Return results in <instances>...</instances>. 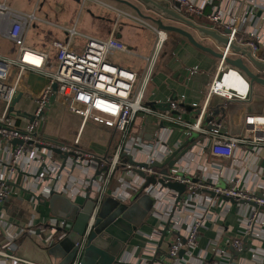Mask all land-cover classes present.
<instances>
[{
    "label": "crops",
    "instance_id": "crops-1",
    "mask_svg": "<svg viewBox=\"0 0 264 264\" xmlns=\"http://www.w3.org/2000/svg\"><path fill=\"white\" fill-rule=\"evenodd\" d=\"M62 1L0 0V3L6 2L14 10L35 16L27 26L26 44L33 49L49 53L53 64H55L56 55L53 42L55 40H68L70 29L75 28L79 32L75 39L76 47L80 49L84 47L85 35L106 38L115 34L131 47L143 45L148 52L140 55L137 54L138 51L134 52L137 56L139 55V59L145 61L146 65L144 56H149L152 53L153 41H143L138 36L132 37V33L128 35V32L123 30V26L120 24L122 17L136 14L133 8L124 9L121 5H125V3L117 0H110L111 4L105 3L106 0H95L97 5L100 3L102 6L111 7L116 14L115 17L108 16L106 18L88 10L92 17L103 20L105 18L108 22L106 26L108 34L102 37L91 34L86 26L83 28L76 26L73 22V16L67 11L72 9L71 4ZM207 1L209 0H195L199 6L205 7V11L201 15L181 13L195 20L198 24L212 27L213 24L206 13L212 11L214 7H220L224 10L225 22L231 23L233 21L238 0H213L210 4H207ZM139 6L144 14H153L152 11L146 10L143 5L139 4ZM263 6L253 8V13L249 14L247 21L244 22L247 31L245 32L243 29V32L247 38L251 36L250 33H255L254 39L259 43L257 55L264 58V42L261 41L264 40ZM12 18L13 15L11 14L0 18V40L3 39L10 44L8 47L1 44L0 54L17 58V46L8 36ZM147 20L151 22L147 23L153 29L154 25L157 27L156 23ZM165 23L186 28L194 34L198 41L215 46L212 40L202 37L199 32L185 24L173 20H165ZM213 27L224 29L221 25ZM172 34V43H167L171 45L170 50L163 48L156 62L145 95V104L152 102V108L165 111L169 109L166 106L169 105V99L177 97L181 99V115L186 122L193 124L201 120V126L207 131L219 122L222 124L221 132L223 134L242 135L247 126V117L264 110V86L256 83L253 84V87L250 85L246 99L235 96L228 98L210 95L209 89L214 79L219 78L223 70L232 66L229 64L222 65L219 58L196 47L186 37L176 32H172ZM122 54L124 52H116L110 56V59L115 63L130 67L138 73L143 72L144 65L139 66L138 63L135 64L134 62L125 63L120 59ZM227 71L229 72L222 82L224 88L228 91L236 89L240 93L246 94L249 89L247 88L250 83L249 79L246 80L244 74L235 68H229ZM18 77V90L12 102V109L24 117L27 116L26 118L23 117L25 120H30L31 117H37L36 111L41 107L39 133L42 136L60 139L71 144L79 136V142L73 144V148H77L84 155L90 154L91 157L95 155L102 158L111 156L121 143V134L116 130L93 122H88L82 127L80 118L71 114L65 106L60 103L50 104L49 98L47 100L43 96L49 83L47 75L29 69L20 73L17 66H12L9 71V80L15 83ZM42 101H45V104L42 105ZM193 103H197V106H194ZM54 105H57V114L54 116L55 121L50 122L49 111ZM4 107V102L0 100V113L3 112ZM203 109L205 112L201 119L200 114ZM130 135L138 138V143L128 142L129 152L134 155L136 160H147L148 154L154 155L156 160H163L169 152L180 146L188 138H193L197 142L180 169L195 179L196 186L201 185V192L196 199V206L188 209L183 206L184 204H181L174 219L186 227L196 218H203L204 223L200 230L199 246L194 250L192 258L189 255H184V259L181 258L177 261L170 258L169 243L164 244L161 247L163 253H158L159 262L157 264H202L212 258L220 260V264H264V211L256 210L248 204L227 201L224 195L213 190L215 188L225 190L236 187L248 191L250 194L256 192L264 194V145H257L254 148V145L250 143H242L233 157L215 156L210 150L211 135L209 133L191 130L190 135H187L180 125L167 121L160 122L156 116L144 113H139L136 116L131 126ZM47 153L51 154L50 152ZM124 154L126 153L122 154V160L129 162ZM43 156H48L45 151ZM30 158L27 156L25 160ZM97 166V162H94L93 166L90 167L85 161L83 167L73 170L72 176L68 180L66 176H62V180H59L56 185V190L74 202L84 203V194L88 191L90 179L98 170ZM7 167L0 165V173L7 179L9 185L17 190L6 198L0 207V264H73V260L70 261L67 256H63L65 251L59 245L65 241L67 236L62 237L60 231L52 225L51 221L54 217H65L66 215L62 209H58V205L52 207L47 200V193L44 191L46 189L49 192L48 189L54 180L50 181L48 178L45 181L46 178L37 177L39 170L37 163L29 167L28 173L21 170L18 174L16 172L13 174L9 172ZM122 175L127 180L124 185L120 180ZM66 180L68 181V188L64 189L63 184ZM135 182L143 183L147 188L140 193L137 199L130 200L139 191L132 188V184ZM96 185L94 183V187ZM121 187L128 192L121 197L123 199L120 201L124 203H137L144 198L145 193L151 199L150 210L144 209L143 212L140 210L136 214L140 217L139 223L128 222L127 220L120 221L122 227L128 232L132 231L128 233L126 258L122 262L124 264H139L138 262L141 260L147 259V264H151L150 261H152L153 256L150 252L158 250L161 230L170 218L175 206L176 194L161 184L146 185L145 179L138 173L126 174L122 165L118 166L112 173L107 197L113 196V192ZM41 195L44 197L38 199V196ZM107 197L102 203H106ZM254 211H257L258 221L252 229L257 239H253L252 249L235 256L234 252L230 250L232 247L231 240L237 238L245 240L246 236L251 233L252 230H250L247 222ZM53 233V242H47L46 240ZM166 239L171 242L177 237L168 234ZM220 249L233 253V258L231 257L230 260L227 256L219 258L215 250Z\"/></svg>",
    "mask_w": 264,
    "mask_h": 264
},
{
    "label": "built area",
    "instance_id": "built-area-1",
    "mask_svg": "<svg viewBox=\"0 0 264 264\" xmlns=\"http://www.w3.org/2000/svg\"><path fill=\"white\" fill-rule=\"evenodd\" d=\"M175 2L179 3L180 6L176 7L174 5ZM212 2L213 0H209L207 4ZM263 2L264 0H238L234 19L231 23L225 22L224 10L220 7H214V9L207 12L206 15L213 24L212 27L221 25L223 28L230 29L232 31V37H234L237 42L240 44H250L257 54L259 43L254 39L255 33H250L251 36L247 39L244 36L247 31L244 27V22L247 21V16L253 13V8L264 5ZM172 5L179 12H184L187 15H201L205 11V7L199 6L195 0H172ZM8 14L13 15L12 24L8 30V36L17 46L18 57L10 58L0 54V100L5 104L3 112L0 113V165L8 166L7 168L10 173L12 172L14 174L16 172L18 174L21 170L24 173H28L29 167L37 163L39 167L37 177L46 178L45 181L48 178L50 181H53L57 175V170H59L60 160L52 150L47 148V146L58 147L63 151H70L73 149L84 157L92 156L90 154L84 155L77 148H73V144H78L79 136L72 141L73 144L60 139H50L42 136L39 133V126L41 125L39 113L41 112V107L36 111L37 117H31L30 120H25L24 118L27 116L24 117V115L13 111L12 102L18 90L19 77L15 83L9 80V71L12 66H17L20 73L29 69L37 70L47 75L49 83L43 96L47 98V100L49 98L50 104L60 103L65 106L71 114L78 116L82 127L88 122H93L116 130L122 137L121 143L111 156H105L100 164L97 163V169H101L104 166H108V169L98 174L94 180V183L97 185L96 187L93 186L90 195L95 200L96 205L90 215L84 235L76 242V246L80 249L85 245L93 229V225L98 218L100 208L103 204L102 202L108 195L112 173L120 165L124 167L126 174L136 173L134 171V165L122 160V154H132L129 152L128 148L129 141L138 143V138L132 137L130 133L131 126L139 113L152 114L156 116L160 122L167 121L180 125L187 135H190L191 130H195L199 133H209L211 135L210 150L215 156L233 157L235 156L237 148L242 143H250L254 145V148H256L257 145H264V110L247 117V126L242 135H225L221 132L222 124L219 122L213 125L209 131L203 129L201 120L193 124L186 122L181 115V99L177 97L169 99V109L165 111H158L145 104V95L152 79L156 62L167 38V34L165 38H162L161 33H166V31L154 27L158 37L152 53L149 56H144L146 65L142 73H138L130 67L115 63L110 59V56L116 52L136 55L129 45L115 36V34H111L106 38L85 35L86 43L84 47L80 49L76 47L75 39L76 36L79 35V32H77L75 28L70 29L68 40H55L53 42V47L56 49L55 64H53L49 57V53L33 49L26 44L27 26L35 16L14 10L8 6L6 2H1L0 18L6 17ZM243 29L245 32H243ZM238 33H240L241 36H238ZM261 41L264 42V40ZM36 59L39 60L37 61ZM261 59L264 60L263 57H261ZM221 64H226L224 59L221 60ZM229 68L235 67L226 68L222 71L219 78L214 79L210 86L209 94L228 98L235 96L246 99L249 94L250 83L246 94L239 93L234 89H230V92L227 93L219 86L218 80L223 79ZM43 104H45V101H42V105ZM193 105L197 106V103H193ZM204 112L205 109H203L200 114L201 119ZM14 140H21L22 143L15 144L13 143ZM44 151L48 156H43ZM148 155L147 160L140 161L152 162L156 159L154 155ZM27 156L31 158L25 160ZM30 175L32 174L30 173ZM120 180L123 185L127 183L124 175L121 176ZM186 182L188 183L189 193L179 202L175 213L180 209L181 204H184L183 206L188 209H192V207L197 204L196 199L201 192V185L196 186V184L190 180ZM144 186L143 183L135 182L132 184V188L136 190L143 188L145 191L147 186ZM16 190L17 189H13V187L9 185L7 179L0 173V207L5 199ZM210 190H212V188H210ZM213 190H215L216 193L237 199L250 198L248 191L236 187L225 190L215 188ZM124 193L128 192L121 187L113 192V196L122 200L123 198L121 197ZM257 201L260 205H264V198L258 199ZM174 216L171 219L169 233L175 235L177 239L171 240L168 246L170 258L176 259L177 261L181 258L184 259V255H189V257L192 258L194 250L199 246L200 230L204 220L203 218H196L184 227L181 222L174 219ZM51 221L52 225L65 230H70L73 226L72 222L65 218L54 217ZM257 221V211H254L247 222L250 230L255 227ZM60 233L62 237L66 235L65 231H60ZM53 235L54 233L50 234L46 241L49 243L53 242ZM183 239L186 241L184 242ZM245 241L246 239L243 240L242 238L231 240V246L235 251H240L244 248ZM127 247L128 245L126 244L121 262L126 258L125 251ZM182 249H185V253L183 256H180V251ZM150 253L154 258L158 256L159 252H157L156 249ZM215 253L219 258L227 256L229 260L233 256V253L225 249L215 250ZM80 256L79 252L73 264H80ZM254 256H256V254H254ZM10 257L13 256L10 255ZM14 257L16 258V256ZM138 263L147 264V259H143ZM202 264H220V260H214L212 258Z\"/></svg>",
    "mask_w": 264,
    "mask_h": 264
},
{
    "label": "water",
    "instance_id": "water-1",
    "mask_svg": "<svg viewBox=\"0 0 264 264\" xmlns=\"http://www.w3.org/2000/svg\"><path fill=\"white\" fill-rule=\"evenodd\" d=\"M117 1L131 6L140 16L156 23L158 28L166 32H176L186 37L193 45L201 50L211 53L220 60L224 59L226 64H229L242 72L244 76L249 79L252 87L254 83L264 86V60L254 52L250 44H240L237 42V40L232 37V31L230 29H219L198 24L195 20L188 18L175 9L172 5V0ZM137 3L143 5L146 10L152 11L153 14H144ZM174 5L176 7L180 6L179 3L176 2ZM165 20H173L193 28L199 32L202 37L212 40L215 46L206 45L198 41L194 34L186 28L165 23ZM166 106L169 108L168 104ZM13 143H22V141L14 140ZM196 144L197 142L195 140L188 138L180 146L169 152L166 158L163 160L155 159L152 162L136 160L132 154H124L129 162L134 165V171L145 179L146 185L161 184L163 187L176 194L175 206L170 214L169 220L165 224V227L161 230L157 252H162L161 247H163L164 244L171 243L169 239H166L167 235L170 234L169 229L172 221L171 219L175 214L179 202L189 193L188 183L186 181L190 180L191 182H194L195 180L189 173L183 172V170L180 169V166L184 163L187 155ZM47 148L52 150L60 160V167L54 178V183L50 185L48 189L49 192H47L46 189L44 190L48 196L47 200H49L53 208L58 205V209L60 208V210L62 209L64 213H66V216L63 218L71 221L73 224L70 230L56 227L58 231H65V236H67L65 241H62L59 244L60 248L62 247L65 251L63 256H67L70 261H74L80 252V264H124V262H121V257L124 254V248L129 236L128 233L132 231L128 232V230L120 224V221L126 220L121 215L124 206L123 204L118 205V212L114 215L104 217L102 216V213H106V203H103L100 209V214L93 225V229L85 245L81 249L76 246V242L86 231L90 215L96 205L95 200L90 195L94 186V180L98 174L102 171H106L108 166L98 169L90 179L88 191L84 194V203L74 202L71 198L56 190V185L59 180H62V176H66L68 180V178L72 176L73 170L83 167L85 161L88 162V166L92 167L94 162L100 164L103 158L98 156H94L93 158L84 157L73 149L70 151H63L58 147L47 146ZM67 180L63 184L64 189L68 188ZM143 191V188L140 189L130 200L137 199ZM211 193L213 194L212 191ZM249 196L250 198L237 199L224 195V198L233 203L239 202L242 204H248L256 210L264 211V205H260L257 201L258 199L264 198V194L262 192H256L254 194L249 193ZM43 197V195L38 196V199ZM253 239L257 238L254 236L252 229L251 233L246 236V243L242 250L235 251L233 247H231L230 250L234 252L235 256L241 255L252 249ZM183 240L184 242L186 241L185 239ZM184 253L185 249H182L180 251V256H183ZM158 261L159 258L155 256L150 263L156 264Z\"/></svg>",
    "mask_w": 264,
    "mask_h": 264
},
{
    "label": "rangeland",
    "instance_id": "rangeland-1",
    "mask_svg": "<svg viewBox=\"0 0 264 264\" xmlns=\"http://www.w3.org/2000/svg\"><path fill=\"white\" fill-rule=\"evenodd\" d=\"M78 0H63L62 2L66 3V4H71V8L72 9H68L67 11L70 12V14L73 16V22L76 24V26H78L79 28H83V27H87L89 28L88 31H91V34H96L98 36H107L108 31L106 29L107 26V21L104 18L103 19H98L97 17H92L89 13L88 10H92L95 14H97L98 16H103L108 18V16H116L115 12L113 11V9L111 7L108 6H102L100 5V3L97 5V3L95 2V0H81L80 2H77ZM87 1V3H86ZM72 2V3H71ZM111 4L112 2L110 0H106L105 3ZM86 3V4H85ZM138 4V3H137ZM139 5V4H138ZM121 7L124 9L129 10L128 8H132L128 5H121ZM136 12V14L130 15L129 17H122L120 20V24L121 26H123V30H125L126 32H128V35H130L129 33H132V37L133 36H138L139 38H141L143 41L145 40H152L153 44H155L156 39L158 37L157 32L151 27L150 24L151 22H148L147 19L139 16L138 12L136 10H134ZM148 22V23H147ZM150 25V26H149ZM155 27V25L153 26ZM158 27V26H157ZM167 34V38L163 44V47L165 46L167 39L169 37V33L166 32ZM203 43V42H202ZM7 45V47L10 45L9 43L0 40V45ZM131 48V50L133 51H138L137 54H141V53H146L148 52L146 50V48L141 45L140 47L138 45H133L132 47L129 46ZM8 49V48H7ZM132 55V54H128V53H124L120 56V59L122 61L126 62H134L135 64L138 63V65H144L145 66V61L143 62L142 59H139V55ZM119 58V57H118ZM143 66V67H144ZM257 84V83H256ZM146 105L152 107L153 104L151 103H146ZM57 105H54L52 107V110L49 111L50 115H49V121L50 122H54L55 118L54 116L57 114ZM53 114V115H52ZM193 140V138H191ZM191 176V175H190ZM144 198L141 199L139 202L134 203V204H130V203H124V202H120L119 199L114 198L113 196H108L106 199V204H105V210L106 213H102V216L104 217H108L111 215H114L116 212H118V205L123 204V210L121 215L128 221V222H135V223H139L140 217H138L136 214L139 213L140 210H150L151 208V199L149 197V195H145L143 196ZM150 206V207H149ZM66 214V213H65ZM63 218V217H62Z\"/></svg>",
    "mask_w": 264,
    "mask_h": 264
},
{
    "label": "bare ground",
    "instance_id": "bare-ground-1",
    "mask_svg": "<svg viewBox=\"0 0 264 264\" xmlns=\"http://www.w3.org/2000/svg\"><path fill=\"white\" fill-rule=\"evenodd\" d=\"M161 37L162 38H165L166 37V33H164V32H162L161 33ZM37 61L39 60V59H36ZM229 71H226V74L224 75V77H223V79L222 80H218L219 81V86L220 87H222L224 90L223 91H225V92H230V90L228 91V90H226L225 88H224V86H223V84H222V82L225 80V78H226V76H227V73H228ZM247 80V79H246ZM249 83V82H248ZM247 88H249V86L247 87ZM234 90H236V89H234ZM236 91H238V90H236ZM248 91V90H247ZM246 91V92H247ZM239 92V91H238ZM240 93V92H239Z\"/></svg>",
    "mask_w": 264,
    "mask_h": 264
},
{
    "label": "trees",
    "instance_id": "trees-1",
    "mask_svg": "<svg viewBox=\"0 0 264 264\" xmlns=\"http://www.w3.org/2000/svg\"><path fill=\"white\" fill-rule=\"evenodd\" d=\"M172 32L171 33H169V37H168V39H167V42H166V44H165V46H164V49H166V50H170V46L171 45H168V44H171L172 43ZM238 36H241V34L240 33H238ZM247 38V37H246ZM248 39V38H247ZM168 43V44H167ZM163 49V48H162ZM162 51V50H161ZM161 54V53H160ZM160 56V55H159ZM159 58V57H158ZM155 70V69H154Z\"/></svg>",
    "mask_w": 264,
    "mask_h": 264
}]
</instances>
